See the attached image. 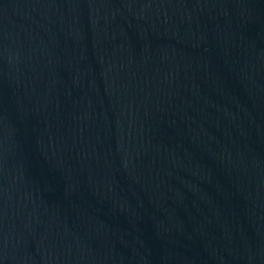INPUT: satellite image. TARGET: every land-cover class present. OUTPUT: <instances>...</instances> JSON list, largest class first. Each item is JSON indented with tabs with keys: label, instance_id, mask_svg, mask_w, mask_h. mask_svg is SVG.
<instances>
[{
	"label": "water",
	"instance_id": "water-1",
	"mask_svg": "<svg viewBox=\"0 0 264 264\" xmlns=\"http://www.w3.org/2000/svg\"><path fill=\"white\" fill-rule=\"evenodd\" d=\"M0 264H264V0H0Z\"/></svg>",
	"mask_w": 264,
	"mask_h": 264
}]
</instances>
